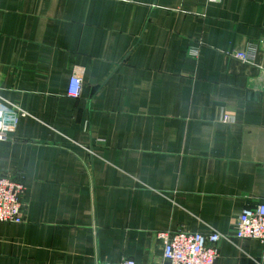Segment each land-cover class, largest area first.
Returning a JSON list of instances; mask_svg holds the SVG:
<instances>
[{
	"label": "crops",
	"instance_id": "crops-1",
	"mask_svg": "<svg viewBox=\"0 0 264 264\" xmlns=\"http://www.w3.org/2000/svg\"><path fill=\"white\" fill-rule=\"evenodd\" d=\"M0 102L23 112L0 176L24 187L0 264H160L176 230L264 264L234 226L264 201V0H0Z\"/></svg>",
	"mask_w": 264,
	"mask_h": 264
},
{
	"label": "built area",
	"instance_id": "built-area-1",
	"mask_svg": "<svg viewBox=\"0 0 264 264\" xmlns=\"http://www.w3.org/2000/svg\"><path fill=\"white\" fill-rule=\"evenodd\" d=\"M218 2L219 0H207ZM189 54L197 56L198 47H190ZM243 62H253V51L235 54ZM80 76L74 72L69 80L67 94L79 95ZM23 114L14 105L0 102V140L11 138L15 131L18 116ZM24 187L19 177L0 176V222L22 223L24 221ZM235 238L238 240H257L264 243V201L243 208L234 223ZM162 242V262L160 264H215L218 257L217 242L221 235L217 232L202 234L176 230L158 232ZM116 264H149L123 258Z\"/></svg>",
	"mask_w": 264,
	"mask_h": 264
}]
</instances>
